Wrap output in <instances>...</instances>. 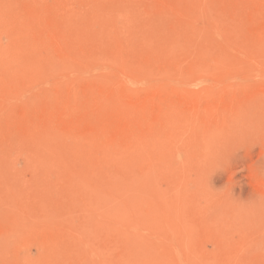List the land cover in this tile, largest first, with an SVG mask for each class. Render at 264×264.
Wrapping results in <instances>:
<instances>
[{
    "label": "rangeland",
    "instance_id": "374dc122",
    "mask_svg": "<svg viewBox=\"0 0 264 264\" xmlns=\"http://www.w3.org/2000/svg\"><path fill=\"white\" fill-rule=\"evenodd\" d=\"M0 264H264V0H0Z\"/></svg>",
    "mask_w": 264,
    "mask_h": 264
}]
</instances>
